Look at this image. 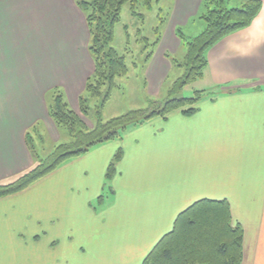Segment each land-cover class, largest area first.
Listing matches in <instances>:
<instances>
[{
	"label": "crops",
	"instance_id": "crops-1",
	"mask_svg": "<svg viewBox=\"0 0 264 264\" xmlns=\"http://www.w3.org/2000/svg\"><path fill=\"white\" fill-rule=\"evenodd\" d=\"M82 1L88 0H0V183L34 166L28 138L61 139L50 92L61 90L80 111L95 70ZM261 2L249 26L208 50L199 78L207 93L193 112L178 109L130 126L0 197V264H144L179 215L203 199L229 202L233 223L244 230L241 264H264ZM158 3L166 19L142 65L145 94L154 101L168 97L186 40L206 26L208 4Z\"/></svg>",
	"mask_w": 264,
	"mask_h": 264
},
{
	"label": "trees",
	"instance_id": "trees-1",
	"mask_svg": "<svg viewBox=\"0 0 264 264\" xmlns=\"http://www.w3.org/2000/svg\"><path fill=\"white\" fill-rule=\"evenodd\" d=\"M160 0H88L80 2L90 30L89 51L95 63V70L88 78L86 92L79 99L80 111L90 117V97H101L97 106L98 118L88 125L79 112L72 109L59 89L50 92L54 99L49 107L50 116L57 127L68 130L70 139L49 152H37L32 138H28L34 153L35 164L26 172L7 183H0V197L24 189L34 181L48 174L66 160L79 156L92 147L120 137L130 126L141 124L155 116L166 117L170 112L181 109L193 112L204 95L197 90L192 97H178L189 84L203 77L208 65V50L223 37L249 26L258 15L261 0H240L237 5H229V0H206L207 11L202 15L205 28L195 37L186 40L187 51L179 63L184 73L173 83L169 95L162 101L151 100L150 106L134 109L123 115L104 121L101 110L110 99L112 91L118 87L117 77L128 73L126 54L120 53L113 45L116 24L121 20L124 4L130 3L134 14L140 4L152 6ZM210 5V6H209ZM160 23L154 28L157 39L146 42V59L153 55L160 37L161 25L166 19L159 12ZM153 48V49H152ZM145 59V60H146ZM134 64H136L134 62ZM43 152V151H42ZM39 153L35 157V154ZM119 150L110 164L108 176L115 171V160L120 158ZM244 230L232 220L230 204L226 200L203 199L182 212L171 232H169L146 258L144 264H241L243 260Z\"/></svg>",
	"mask_w": 264,
	"mask_h": 264
},
{
	"label": "rangeland",
	"instance_id": "rangeland-1",
	"mask_svg": "<svg viewBox=\"0 0 264 264\" xmlns=\"http://www.w3.org/2000/svg\"><path fill=\"white\" fill-rule=\"evenodd\" d=\"M159 8L160 4L157 1H154L150 7L140 4L137 11L143 14V16L134 14L129 2L124 4L122 8L121 20L116 24L113 45L120 53L126 54V61L129 70L127 74L118 76L116 79L119 86L113 89L110 99L101 110V116L104 121L123 115L134 109L147 108L150 106L151 100H153L145 94L143 84L144 75L142 65L145 55L144 47L146 45L143 37H149V39L152 40L154 39L155 35L153 33V28L160 23L158 15L160 12ZM134 62L136 64H134ZM177 68L178 67H175L174 71H172L170 76L171 80L174 79L173 77L177 72ZM183 73L184 68L177 77L181 76ZM206 84L205 80L197 79V81L189 83L178 94V97H192L197 90H203L201 88L206 86ZM204 93H207V90H204ZM101 100V97H90V117L85 118L81 111H79V114L82 115L88 125L96 122L98 118L97 106L100 105ZM57 128L61 139L54 142L53 140L46 138V136H44L46 134L42 135L43 138L41 136L40 138L37 137L35 139V146L39 152L42 153L43 149L44 151L47 150L49 152L54 148V143H62L70 139L67 129L63 127Z\"/></svg>",
	"mask_w": 264,
	"mask_h": 264
}]
</instances>
